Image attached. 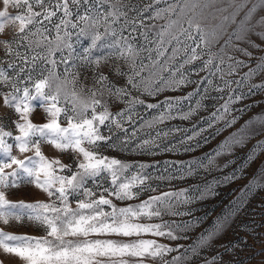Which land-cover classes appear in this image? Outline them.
Instances as JSON below:
<instances>
[{"label": "snow or ice", "instance_id": "obj_1", "mask_svg": "<svg viewBox=\"0 0 264 264\" xmlns=\"http://www.w3.org/2000/svg\"><path fill=\"white\" fill-rule=\"evenodd\" d=\"M162 3L169 5V0H153L152 4L142 9L125 4L124 0H0V34L18 24L11 39L0 40L7 56H12L15 45V59L18 61L8 63L9 69H18L14 77L0 67V99L17 116L14 121L16 134L6 130L5 125L0 123V222L7 225L11 218L21 221L23 213L17 214L13 210L27 209L30 210L29 220L45 233L35 237L0 231V247L5 252L14 253L26 264H102L98 257L107 258L103 264H128L127 260L122 259L125 256L138 258L137 264H144L149 257L162 260L163 264H180L182 260L187 264V260L199 255L200 247L222 231L229 217H225L224 221L218 218L211 230H205L207 236L201 233L193 244L183 247L182 251L180 245L173 248L152 239L130 242L90 239L92 235L140 237L152 234L178 240L187 237L177 235L176 230L194 226L191 221L151 222L153 218L162 217L166 209L174 208L173 202L190 203L193 197H189L188 193L192 189L148 196L139 203L121 207L113 202L136 200L142 194L154 191L151 184L153 178L157 181L182 180L194 174L193 166L202 163L200 159L165 161L173 171L165 169L168 173L166 176H156L146 171L148 168H158L156 164L127 163L104 154L107 149L117 147L122 151L153 155L157 149L173 152L180 147L184 152H189L193 150L191 142L205 131L202 128L196 132L194 126L193 135L180 141L179 145L164 146L159 141L170 135L172 130H156L153 136L151 131L145 129H153L156 123L176 118L171 114L178 110L181 101L190 100L201 93L197 90L182 98H165L156 104L145 103L139 98L141 94L155 96L165 90H179L191 83V71L197 75L203 72L205 75L200 79V87L203 88L201 100L197 101L194 108L190 106L188 112L179 113V118L190 119L203 107L202 100L209 97L211 91L218 93L216 98L227 91L225 102L209 116L202 118L208 127L222 123L223 127L216 129L219 133L237 122L240 118L237 113L242 114L253 107L248 104L237 109L233 107L235 103L264 89L262 81L251 84L247 92L239 91L252 77L264 73V56L259 57L258 63L249 67L239 80L230 79L239 74L246 63L238 59L236 53L254 58L252 52L239 46L245 42L253 44L250 37L256 33L250 27H238L216 52L212 53L209 49L206 55L201 45L207 41L194 19L188 20L189 27L182 29L179 36L171 35L170 31L177 24L176 20H170L158 32L154 31V25L144 24L143 18H153L147 16L150 12H155V16L160 18L164 14L177 15V10L181 14L185 12L180 0L174 6L159 8L158 5ZM70 4L77 9L83 4L88 7L80 15L78 11L73 13ZM10 8L15 11L10 12ZM128 8L135 12L136 18L129 20L125 10ZM122 17L124 24L118 30L113 25L119 23ZM56 18L59 19L58 23H54ZM101 20L107 25L103 34L97 31ZM126 28L129 29L127 36L123 34ZM76 29L79 30L77 36H91V45L83 50L82 57L74 56L70 42ZM137 36L143 37L144 42L137 43ZM180 36H185V40H181ZM109 38H112L111 42L101 47H107L109 56L126 66V71L118 69V74L125 81L122 86L113 84L107 75L98 70L102 60L107 57L92 60V49L97 48V42ZM25 41L27 47L21 52L19 49L25 47ZM254 46L259 48L258 45ZM64 49L68 50L67 56L63 54ZM57 53H60L59 59H56ZM93 64L97 70L94 71L93 86L88 88L80 84L79 68ZM113 99L124 107L112 111ZM37 107L42 109L46 118L43 123H34L32 120ZM141 108L145 114L159 110V115L145 120L139 111ZM125 123L128 127L124 126ZM138 123L139 128L136 127ZM253 125L264 130V116L253 117L231 133L217 146L216 155H224L233 146L243 145L256 135L257 132L249 131ZM141 134L148 136V139L132 147ZM204 139L206 143L207 138ZM44 145H50L61 155L69 154L71 162L64 163L60 156H46ZM195 147H200L199 142H196ZM14 150L19 155H14ZM261 150H264V140L253 145L246 162L251 161ZM210 155L206 154L204 158ZM132 169L136 171L132 173ZM234 178L235 171L225 180ZM254 180L257 189L264 188L259 179ZM21 182L33 185L46 195L47 200L33 203L10 201L7 190L19 187ZM252 185L250 181L245 190H250ZM72 200L76 201L75 207L71 206ZM238 208L239 205L234 211ZM171 214L185 213L173 211ZM145 219L149 222H140ZM173 251L180 252V255L171 260L166 259V254ZM216 259L218 257H213L212 261H205V264H215Z\"/></svg>", "mask_w": 264, "mask_h": 264}, {"label": "rangeland", "instance_id": "obj_2", "mask_svg": "<svg viewBox=\"0 0 264 264\" xmlns=\"http://www.w3.org/2000/svg\"><path fill=\"white\" fill-rule=\"evenodd\" d=\"M115 2V0H112ZM177 0H169V5L174 6ZM184 5L185 12L181 14L177 10V15L169 16L164 14L163 18L156 17L155 12L147 14L149 18H143L146 26H155L154 31L161 30L163 25H166L170 20H176L177 24L171 28V35L179 36L182 29L189 27L188 20L194 19L195 23L199 24L202 29L206 44H202L205 54H208L209 49L212 53L216 52L229 35L232 34L238 27H250L254 33L250 39L253 44L240 43L239 46L246 48L249 52L253 53L252 59L244 56L240 53H236L238 59L244 60L245 67L240 70V73L230 77L233 80H239L243 73L248 71L249 67H254L258 63V58L264 56V0H180ZM125 4L136 6L140 9L153 3V0H124ZM169 5L160 4L159 8H167ZM255 10L249 13L250 9ZM87 4H83L77 9L75 5L70 4V8L73 13L79 12L83 15ZM128 12L129 20L136 18L135 12L130 8L125 9ZM10 12L15 10L9 9ZM96 15V13H93ZM43 19V17L41 18ZM59 19L56 18L54 23H58ZM124 24L123 17L119 23L113 25L116 29H120ZM83 27V25H81ZM16 26L8 28L3 34H0V40H9L13 37L16 31ZM107 25L101 20L99 31L104 33ZM76 29L73 32L71 43L73 45L74 56L82 57L83 50L90 47L91 36H77ZM129 29L124 30V35L127 36ZM239 34V33H237ZM53 35L55 32L53 31ZM152 37L150 36L149 39ZM171 38V37H167ZM112 38L101 40L97 42V48L92 49V60L97 57H107L102 60L98 67V70L108 76L109 80L117 85L122 86L124 84V78L118 74V69L127 70L123 62L115 57L109 56V49L107 47H101L102 44L106 45L111 42ZM181 40H185V36H180ZM199 39V37H197ZM218 41V43H217ZM137 43H143V37L137 36ZM190 43V42H189ZM254 45H258L259 48ZM34 46V45H33ZM27 47V41H25V47L19 49L21 52L25 51ZM4 46L0 45V67H3L9 76L14 77L16 71L8 68V63H17L15 59V45H13L12 56H7L3 50ZM170 52V50H169ZM65 56L68 55V50L64 49ZM60 58V53L56 54V59ZM80 63V61H77ZM191 71V66H189ZM63 66H61V71ZM96 65L82 66L79 68V81L80 84L85 87L93 86L94 71H96ZM39 74V69L37 70ZM205 74L203 72L198 75L191 71L190 80L191 83L185 84L179 90H165L155 96H145L141 94L140 99H143L145 103H159L165 98H182L188 95V93L199 90L201 95L203 94V88L200 87V79ZM23 79V76L21 77ZM264 81V73L252 77L250 81L241 86L239 91L247 92L251 84H257ZM79 87V85H78ZM235 88V85H233ZM5 91L7 89H4ZM201 95H195L190 100H182L178 110L172 112L174 119L165 120L163 122L156 123L153 129H145V131H151L155 136L156 130L168 131L172 130L170 135L162 137L160 143L164 146L179 145L180 141L184 140L188 136L193 135V128L199 132L200 129H205L201 135L195 137L191 142L193 150L184 152L180 147L178 151L165 152L157 149L156 154H141L139 152L122 151L119 147L115 149H107L104 154L110 157L119 158L123 162L127 163H144L148 165L156 164L158 168H148V173H154L156 176L167 175L168 171L173 169L165 164V161H189L193 159H200L202 163L199 166H193L192 175H187L184 179H173L157 181L153 178L151 181L154 191H148L142 194L138 199L131 201H118L113 202L118 206H125L126 204H136L140 201L147 199L148 196H157L166 192L178 191L182 189H192L188 193L189 197H193L190 203L187 204H175L174 208L166 209L164 215L160 218H153L151 222L159 223L161 221H170L175 223H182L191 221L194 226L188 227L186 230L181 228L176 230V234L181 238L178 240H171L167 237H156L152 234H143L140 237H123L117 235H92L90 239H111L123 242H130L136 239H152L159 244L168 245L175 248L177 245L187 247L193 244L197 237L204 233L207 236L206 229L211 230L214 221L219 218L224 221L225 217H229L224 223L222 231H220L213 239L209 240L207 244L199 248V255L187 260V264H205V261H212L213 257H218L215 264H264V188L257 189L255 187V180L259 179L264 184V150L258 152L253 156V159L246 162V158L253 149V145L259 140H264V130H261L258 126L253 125L249 131L257 132L256 135L248 139L243 145L233 146L230 152L224 155L217 156V146L221 144L231 133L240 129L247 121L253 117L264 116V89L259 92H254L252 95L247 96L243 101L237 102L233 105L234 108H242L245 105L252 104L253 107L249 108L242 114L237 113L240 118L230 128H226L223 131L217 133V128H222V123H216L213 127H208V124L202 122L203 117L209 116L217 108H219L227 99V91L220 98H216L218 93L214 90L210 92L209 97H205L202 100L203 107H201L190 119L184 120L179 118V113H185L189 111L190 106L195 107L197 101L201 100ZM124 105L119 101H111V110L118 111L123 108ZM145 120H151L153 116L159 115V110L155 112H149L145 114L143 108L139 109ZM17 119L16 114L9 108H6L3 104V100L0 99V123L5 125L6 130L12 131L16 134L14 128V121ZM45 116L42 109L36 108L32 115L34 123L45 122ZM128 127L127 123L124 125ZM137 128L140 127L138 123ZM187 129L188 131H184ZM131 131V129H130ZM105 134L107 132L105 131ZM207 142L205 143V139ZM148 139V136L141 134L140 139L133 143L132 147H135L136 143L141 140ZM11 142V141H10ZM196 142H199L200 147H195ZM43 152L48 157L60 156L64 163H70L71 159L69 154H63L57 152L50 145L43 146ZM14 155H19L15 150ZM206 154H211L207 159L204 157ZM31 155V153H28ZM2 158V154H0ZM22 158V157H21ZM211 161V162H210ZM227 165V166H225ZM239 169V171H237ZM136 169H132L134 173ZM235 171L236 178L225 180V177H229ZM132 173H129L132 174ZM243 173V174H242ZM250 181L253 182L250 190H245ZM159 185V186H157ZM92 184L89 182V187ZM107 186V184H105ZM98 191V190H97ZM7 198L14 202L19 203L23 201L25 203H33L36 201H46L47 197L44 193L39 191L33 185L21 182L19 187H13L7 190ZM76 201H71V206L75 207ZM239 205L238 210L234 211ZM107 210V209H106ZM17 214L22 215L21 221H16L14 218L10 219V222L5 225L0 222V231H4L13 235H27V236H43L45 235L42 228L38 227L34 222L29 220L28 213L30 210H13ZM175 211L178 213H185L184 215H172ZM199 220V223L196 221ZM142 223H148V220L140 221ZM180 255V252L173 251L166 254V259L171 260L172 257ZM191 253H189V256ZM102 264L107 261L106 257H98ZM121 259V258H113ZM122 259L127 260L128 264H137L138 258L125 256ZM0 264H26L20 257L14 253H7L0 247ZM144 264H163L162 260L147 258ZM180 264H185V261H181Z\"/></svg>", "mask_w": 264, "mask_h": 264}]
</instances>
